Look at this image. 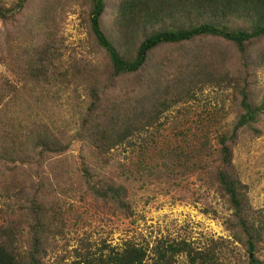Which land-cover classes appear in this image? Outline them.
Wrapping results in <instances>:
<instances>
[{"label": "rangeland", "instance_id": "obj_1", "mask_svg": "<svg viewBox=\"0 0 264 264\" xmlns=\"http://www.w3.org/2000/svg\"><path fill=\"white\" fill-rule=\"evenodd\" d=\"M15 1L2 0L7 6ZM79 1L31 0L16 15L11 14L6 19L0 17V40L8 31L13 33L15 40L12 44L16 45L22 37L40 40L43 27L52 22V28L58 30L57 46L58 53H61L58 62L70 77L62 87L48 85V91L40 92L34 99H28L22 91L0 107V128L3 127L2 121L7 122L8 129L12 127L11 122L22 123L18 130L24 133L42 126V130L49 128L65 144L70 143L63 153H46L48 162L43 167L36 163L31 168L16 169L7 175L0 171V182L3 183L14 177L17 171L31 180L43 179L45 187L51 189L60 202L64 231L51 230L43 262L62 264L65 260L73 261L79 257L78 251L98 249L104 241L116 246L132 241L153 247L158 239L170 238L192 241L199 248L217 242L221 264H252L246 242L241 240L245 235L235 226L236 218L229 200L220 192L218 184L207 181L209 172L202 166V161H214L202 151V143L206 142L216 150L218 138L222 134H232L242 112L238 85L244 80L240 77L244 76L246 68L239 51L219 37L155 50L147 67L135 76L119 78L113 89L103 96L102 103L107 107L115 101L122 107L137 105L142 98L147 102L144 105L146 115L152 114V104L156 100L165 103L167 108L159 109L153 124H148L132 142L133 138L129 139V136L128 141L102 153L97 140V122L88 121V104L92 100L88 86H91V70L98 65L103 53L90 32L89 7L82 6ZM113 1L108 0L105 16L109 25L115 15ZM45 7H52L55 16L44 13ZM21 28L22 36L18 32ZM252 47V52H248L249 69L246 73L252 100L261 103L264 101V42L259 41ZM199 49L205 55L196 58ZM105 60H101L102 65ZM72 65L79 67L80 73L76 77H73ZM193 67L206 68L209 75L194 77L192 85L186 84L192 92L188 94L189 98L171 102L173 85L183 81ZM6 70L0 65L1 73ZM227 71L230 73L228 78L233 77L236 82H228V78L220 81ZM109 122L100 121L103 130L110 127ZM229 144L233 149V163L248 186L252 212L262 221L264 115L257 125L240 129ZM183 150L187 151L184 157L190 156L192 162L188 168L174 166L181 173L175 179L164 163H171L167 154L175 156L176 152ZM83 158L95 181L99 177L113 178L129 184L132 206L128 213L93 195L82 175ZM196 163L200 165L194 169ZM3 203L0 197V207ZM6 211L0 212V225L10 219ZM21 213L24 219L26 211L21 210ZM256 253L257 259H264V243ZM176 264L191 263L186 255H181ZM257 264L262 263L257 261Z\"/></svg>", "mask_w": 264, "mask_h": 264}, {"label": "trees", "instance_id": "obj_2", "mask_svg": "<svg viewBox=\"0 0 264 264\" xmlns=\"http://www.w3.org/2000/svg\"><path fill=\"white\" fill-rule=\"evenodd\" d=\"M29 1L17 0L7 6L0 0V17L6 19L11 14L16 15L28 6ZM79 3L89 7L90 32L103 53L98 65L91 70V86H88L92 96L88 104V121L97 122L99 137L96 138L102 153L125 140L133 138L132 142L148 124H153L159 109L167 108L165 103L156 100L151 109L154 111L146 115L144 105L147 102L142 98L139 99L143 105L138 103L120 107L113 101L112 105L106 107L102 103L103 96L113 89L119 78L135 76L146 68L155 50L219 37L237 48L248 72V52H252V46L259 41L264 42V0H114L115 15L110 25L105 21L108 0H80ZM43 12L55 16L52 7H45ZM51 25L52 22H47L43 27L40 40L22 37L17 45L12 44L15 40L13 33H4L7 36L0 40V65H4L7 72L0 71V107L22 91L28 99H34L40 92L48 91V87L59 88L64 86L66 80L70 81L69 72L62 71V63L58 62L61 54L57 46L58 30ZM18 32L21 36L24 34L22 28ZM204 55V51L199 49L196 58ZM102 59H106L103 65ZM71 71L73 77L80 73L75 65L71 66ZM246 72L240 77L244 80L238 85L242 112L233 132L230 136L222 134L218 138L219 147L216 150L210 144L202 143V151L214 160L202 161V166L209 172L207 181L212 185L218 184L220 192L229 200L236 218L235 226L245 235L241 240L246 242L250 262L263 264L264 259H257L256 252L264 243V219L259 221L252 212L253 202L248 198V186L233 163V149L229 144L240 129L257 125L264 115V101L255 103L252 100ZM208 75L206 68L193 67L183 81L173 85L171 102L189 98L188 94L192 92L186 84L192 85L194 77ZM210 76L213 77L214 73H210ZM229 76L227 71L220 81H225ZM232 80L236 82L233 77L228 78V82ZM99 120L110 121V127L103 130ZM2 123L0 171L4 175L23 167L31 168L36 163L43 167L48 162L46 153H63L69 148L70 143L65 144L49 128L42 130V126H39L24 133L18 130L22 123L16 125L11 122L9 129L7 122ZM186 153L183 150L176 152L175 156L167 154L166 158L171 163L164 164L175 179L181 173L174 166L188 168L192 162L190 156L184 157ZM82 165L83 178L93 195L128 213L132 206L129 184L113 178L99 177L95 181L85 158ZM198 165L200 163H196L194 169ZM0 197L4 200L0 212L7 210L10 215V219L0 225V264H45V244L51 238V230L64 231L63 215L56 195L45 187L43 179L31 180V177L17 171L14 177L0 182ZM21 210L26 211L24 219L21 218ZM26 242L28 245H25ZM218 249L217 242L199 248L186 239L160 238L153 247L132 241H126L124 246H116L104 241L98 249L85 248L78 251L79 257L75 260H65L62 264H176L181 255H186L191 264H221Z\"/></svg>", "mask_w": 264, "mask_h": 264}]
</instances>
